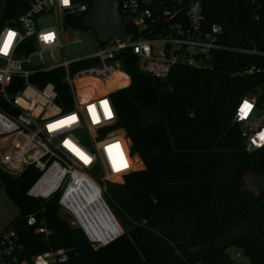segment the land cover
<instances>
[{"label":"trees","instance_id":"16d2710c","mask_svg":"<svg viewBox=\"0 0 264 264\" xmlns=\"http://www.w3.org/2000/svg\"><path fill=\"white\" fill-rule=\"evenodd\" d=\"M28 2L0 0V25ZM203 10L208 23L221 24L226 42L245 50H216L214 68L176 65L163 79L124 55L130 81L111 97L116 125L140 162L122 181L107 183L106 201L126 226L121 234L93 247L61 215L57 194H27L37 168L13 175L0 166V183L18 210L5 227L20 234L23 255L63 246L62 264H264V145L247 151L233 120L244 95L258 90L264 100V0H203ZM83 15L66 20L82 28ZM63 75L61 67L42 71L39 83L51 80L67 107L71 92ZM30 211L44 219L47 239L26 223ZM230 247L241 249L245 263L233 259Z\"/></svg>","mask_w":264,"mask_h":264},{"label":"built area","instance_id":"2783aa9c","mask_svg":"<svg viewBox=\"0 0 264 264\" xmlns=\"http://www.w3.org/2000/svg\"><path fill=\"white\" fill-rule=\"evenodd\" d=\"M118 3L125 37L114 33L106 42H99L89 32L94 50L73 57L64 48L77 41L75 34L84 28L72 26L66 18L85 14L89 8L86 3L29 0L24 11L0 25V49L7 34L15 33L7 52L0 51V166L13 175L29 165L37 168L40 173L27 194L40 199L57 194L60 211L68 213L64 217L82 229L93 247L123 232L104 194L109 181H122L140 162L130 151L124 129L116 125L111 97L112 91L130 81L123 68L125 53L133 54L140 70L163 79L176 65L214 68L216 50H245L224 40L221 24L206 21L203 0ZM50 14L53 22L41 26L39 19ZM49 35L52 38L46 40ZM82 60L84 64L73 66ZM56 67L63 69L71 92L67 107L57 101L51 80L39 83L40 72ZM259 93L256 90L241 97L233 114L247 151L264 145V100ZM103 101H107L111 116L106 115ZM246 103L250 108L245 109ZM91 106H95L94 112ZM73 116L74 121L61 123ZM117 144L119 148L109 151ZM106 213L109 223L114 220L120 229L112 237L101 238L96 231L106 228ZM25 220L47 239L50 229L37 212H28ZM23 248L14 227L0 231V264H62L68 259V248L63 246H49L29 257L23 255Z\"/></svg>","mask_w":264,"mask_h":264},{"label":"rangeland","instance_id":"374dc122","mask_svg":"<svg viewBox=\"0 0 264 264\" xmlns=\"http://www.w3.org/2000/svg\"><path fill=\"white\" fill-rule=\"evenodd\" d=\"M51 22H53V17L50 15H44L43 17H41L39 19V23L41 26H45L50 24ZM89 32H91L89 29H81L80 32H78L77 34H75V37L78 39L75 42L69 43L65 48L64 51L67 53V55L69 57H73V56H77L81 53L84 52H91L94 50L95 46L93 45V42L91 41V39L88 37ZM137 165V164H136ZM139 165V163H138ZM141 167V166H139ZM105 198L107 195V189L105 192ZM107 200V198H106ZM109 203V202H108ZM109 207L111 208V210L113 211L114 215L116 216L117 220L119 221V223L121 224L122 228L126 227L124 224V221H122V219L117 215L116 211L113 209V207L108 204ZM17 206L7 197L1 183H0V231L5 228L6 224L10 221V219L12 217H14L17 214ZM104 218L105 220L108 218L107 213L104 214ZM72 225L73 223L67 219ZM113 220V219H111ZM108 221V220H107ZM117 225L118 230L120 229L119 224L115 223V221L113 220V223H109L106 225V228L104 230H100V231H96V233L98 234V236L102 237V238H107L105 237L107 234H105L104 232H107L108 229H111L114 227V225ZM114 227V228H117ZM95 233V232H93ZM229 252L230 254L234 257L233 259L238 261V260H242L243 263H245V261L247 260V258L243 255L241 249L237 248V247H230L229 248ZM236 252H241L240 256H235Z\"/></svg>","mask_w":264,"mask_h":264},{"label":"water","instance_id":"95a60500","mask_svg":"<svg viewBox=\"0 0 264 264\" xmlns=\"http://www.w3.org/2000/svg\"><path fill=\"white\" fill-rule=\"evenodd\" d=\"M118 5V0H91L81 19L82 27L94 32L99 42H106L114 33L121 38L125 37L126 29ZM60 213L68 216L64 209Z\"/></svg>","mask_w":264,"mask_h":264},{"label":"snow or ice","instance_id":"6c2138e0","mask_svg":"<svg viewBox=\"0 0 264 264\" xmlns=\"http://www.w3.org/2000/svg\"><path fill=\"white\" fill-rule=\"evenodd\" d=\"M67 2H68V0H64V3H67ZM14 36H15V33H12V32H9V33L7 34V39H6L5 42H4L3 49H0V51H3V52H5V53L7 52L8 48H9L10 45H11V42H12V39H13ZM51 38H52L51 35L45 37L46 40H47V39H51ZM102 105H103V107H104V109H105V113H106V115L111 116V111H110V109H109V107H108L107 101H103V102H102ZM244 107H245V109H248V108H250V105H248V104L246 103V104L244 105ZM91 108H92V111L94 112V111H95V106H91ZM75 119H76V117L73 116V117L68 118V121H63V122H61V123H67V122H70V121H74ZM50 127H51V126H50ZM73 147H74V146H73ZM112 147L119 148V145L117 144V145H114V146H110L109 151H111V148H112ZM75 150L81 155L82 158H84L85 160L88 159V158H87L82 152H79L78 149H75ZM121 163H122L123 166H125V167L127 166L126 163L123 162L122 160H121Z\"/></svg>","mask_w":264,"mask_h":264},{"label":"bare ground","instance_id":"6f19581e","mask_svg":"<svg viewBox=\"0 0 264 264\" xmlns=\"http://www.w3.org/2000/svg\"><path fill=\"white\" fill-rule=\"evenodd\" d=\"M110 218L108 217L107 219H106V222H107V220H109ZM114 227H117V225L115 224L114 225ZM111 228V229H108V231L107 232H104L105 234H107L105 237H112L114 234H115V232L118 230V228L119 227H117V228ZM102 238V237H101Z\"/></svg>","mask_w":264,"mask_h":264}]
</instances>
